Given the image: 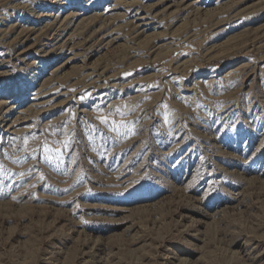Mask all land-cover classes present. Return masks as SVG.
Here are the masks:
<instances>
[{
	"label": "rangeland",
	"instance_id": "374dc122",
	"mask_svg": "<svg viewBox=\"0 0 264 264\" xmlns=\"http://www.w3.org/2000/svg\"><path fill=\"white\" fill-rule=\"evenodd\" d=\"M0 165V264H264V0H0Z\"/></svg>",
	"mask_w": 264,
	"mask_h": 264
},
{
	"label": "snow or ice",
	"instance_id": "6c2138e0",
	"mask_svg": "<svg viewBox=\"0 0 264 264\" xmlns=\"http://www.w3.org/2000/svg\"><path fill=\"white\" fill-rule=\"evenodd\" d=\"M101 121H102L103 123H107V122H108L106 117H102V118H101ZM25 144H27V141H26V140H25ZM3 171H4L3 166L0 165V173H3ZM43 178H44V177L41 176V179H43ZM0 194H3V189H0Z\"/></svg>",
	"mask_w": 264,
	"mask_h": 264
},
{
	"label": "bare ground",
	"instance_id": "6f19581e",
	"mask_svg": "<svg viewBox=\"0 0 264 264\" xmlns=\"http://www.w3.org/2000/svg\"><path fill=\"white\" fill-rule=\"evenodd\" d=\"M68 33H69V32H68ZM40 92H41V91H40ZM40 92H39V93H40Z\"/></svg>",
	"mask_w": 264,
	"mask_h": 264
}]
</instances>
